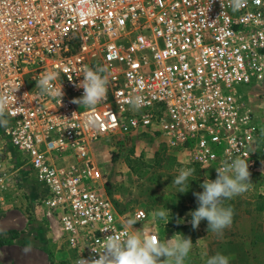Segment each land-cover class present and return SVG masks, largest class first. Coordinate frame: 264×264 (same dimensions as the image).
Wrapping results in <instances>:
<instances>
[{
    "label": "built area",
    "instance_id": "obj_1",
    "mask_svg": "<svg viewBox=\"0 0 264 264\" xmlns=\"http://www.w3.org/2000/svg\"><path fill=\"white\" fill-rule=\"evenodd\" d=\"M262 84L264 0H0V184L7 143L76 264H139L159 237L106 193L94 145L160 138L225 189L259 143L237 86Z\"/></svg>",
    "mask_w": 264,
    "mask_h": 264
},
{
    "label": "crops",
    "instance_id": "obj_2",
    "mask_svg": "<svg viewBox=\"0 0 264 264\" xmlns=\"http://www.w3.org/2000/svg\"><path fill=\"white\" fill-rule=\"evenodd\" d=\"M253 88L255 90L250 93L249 99L250 109L261 129L264 128V105L261 110L259 104L254 105L252 100L259 99L264 104V97L259 96V92H264V84ZM175 157L180 162L186 160L183 154ZM260 171L264 172V167L258 166V163L256 166L255 161L254 166L241 171L246 178L243 184L235 185L237 181L228 184L233 193L229 192L225 197L203 195L200 199L192 195L195 183H191L186 174L184 179L190 181H179L174 193H165L145 207H138L149 212L150 223L130 222L132 227L140 232L143 226L148 225L159 237V244L148 247L144 261L139 264H264V222L261 219L264 216V175L258 173ZM11 184L12 181L0 184V209L6 213L13 202L3 192ZM33 186L32 183L29 185L30 188ZM238 189L253 195L240 197ZM105 190L120 211L132 213L135 210L130 202ZM21 200L18 199L19 205L25 209V203ZM36 209L35 201H32L31 212L36 213ZM14 211L22 213V208H15ZM32 215L35 217V214ZM41 216L45 224L35 219L30 224L31 229L41 228L44 233L49 231L63 258H71L74 251L69 250L63 242L55 222H48L43 214Z\"/></svg>",
    "mask_w": 264,
    "mask_h": 264
},
{
    "label": "rangeland",
    "instance_id": "obj_3",
    "mask_svg": "<svg viewBox=\"0 0 264 264\" xmlns=\"http://www.w3.org/2000/svg\"><path fill=\"white\" fill-rule=\"evenodd\" d=\"M251 87L246 85L237 86L241 93L244 92V98L249 107L250 93L252 94L255 90ZM259 96L263 98L264 92H259ZM256 97H258V94ZM252 101L254 105L258 103L259 108L263 109L264 104L260 103L259 99H253ZM262 113H264V110H262ZM259 132L256 166L258 163V166L264 167V128H261ZM105 140L96 143L93 148L95 160L104 174L105 188H108L113 194H117L127 203L130 202L132 209L145 207L146 204L153 202V199L163 197L165 193H174L179 181L188 180V178L184 179V175L189 173V169L186 170L182 167L180 161L176 160L170 168L164 167L169 157V151L160 138L140 134L126 137L125 140L121 138L118 142L113 138ZM5 149L9 152L8 164L12 173L8 181H12L13 185L11 184L9 189L3 193L10 197L9 200L13 203L8 208L7 213L0 209V264H76L73 254L71 258L65 256L63 258L61 250L49 231L44 233L41 228L31 229L30 224L33 220L40 219L43 223L45 220L41 216L42 211L38 202L41 188L38 183L36 184L33 181L34 179L25 161L21 157H17L7 143ZM71 159L69 157V160ZM68 163L62 162V164ZM194 173L195 176L190 179L191 183H195L192 195L198 197V199L203 195L225 197L229 192L233 193L228 188L229 185L225 189L217 188L207 181L201 175V172ZM258 173L264 175L262 171ZM262 176L260 175L259 178L261 179ZM244 180L246 178L242 176L234 179L231 183L237 181L235 185H241ZM31 183L34 185L33 188L29 187ZM239 190L240 197L253 195V193ZM19 198L23 199L21 201L25 203V209L19 205ZM32 201H35L36 213L30 210ZM19 207L22 208V213L14 211L15 208ZM32 214H35V217ZM261 219L264 222V216ZM149 223L150 218L146 221V224L149 225ZM39 225L42 226L40 223ZM11 231H16L17 235H13ZM54 259H56V262Z\"/></svg>",
    "mask_w": 264,
    "mask_h": 264
},
{
    "label": "trees",
    "instance_id": "obj_4",
    "mask_svg": "<svg viewBox=\"0 0 264 264\" xmlns=\"http://www.w3.org/2000/svg\"><path fill=\"white\" fill-rule=\"evenodd\" d=\"M168 160L166 161V164H164V167L165 168H170L172 167L173 163L176 161V157L174 154L172 153H169L168 154ZM193 172V173H192ZM196 172L197 174L200 173V168L197 167V166H191L189 168V173H187V176H189V179H193V176H195V173ZM196 174V175H197ZM185 176V175H184ZM107 191L110 193L109 189L107 188ZM13 232V235H17V232L16 231H11ZM15 233V234H14Z\"/></svg>",
    "mask_w": 264,
    "mask_h": 264
}]
</instances>
